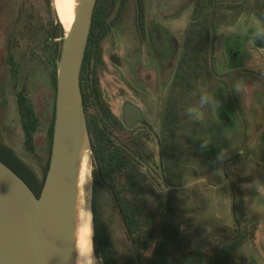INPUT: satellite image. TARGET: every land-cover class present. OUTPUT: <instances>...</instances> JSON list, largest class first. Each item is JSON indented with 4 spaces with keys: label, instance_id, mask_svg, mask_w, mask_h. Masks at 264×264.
I'll use <instances>...</instances> for the list:
<instances>
[{
    "label": "trees",
    "instance_id": "1",
    "mask_svg": "<svg viewBox=\"0 0 264 264\" xmlns=\"http://www.w3.org/2000/svg\"><path fill=\"white\" fill-rule=\"evenodd\" d=\"M258 1V0H256ZM0 0V64L10 74L20 115L24 143L36 153L41 119L30 94V73H47L52 89V116L47 129L42 179L9 146L0 142V161L12 169L40 198L48 174L53 143L57 71L65 30L52 0ZM40 2V3H41ZM137 20L144 27L143 0H135ZM249 0H190L192 8L186 39L168 89L158 135L160 159L150 146L151 133L129 130L113 113L101 88L104 66L102 43L112 31L113 15L124 0H98L81 75L83 107L94 162L92 208L93 247L99 264H249L246 248L257 243L258 223L247 212L242 189L247 179L230 181L231 216L226 224L202 223L190 209L183 173V136L187 107L195 94L202 97L216 73L218 31L252 9ZM35 75V73H34ZM184 163V164H183ZM190 194V193H189ZM187 198V200H186ZM112 208L122 225L126 245L113 239Z\"/></svg>",
    "mask_w": 264,
    "mask_h": 264
},
{
    "label": "rangeland",
    "instance_id": "2",
    "mask_svg": "<svg viewBox=\"0 0 264 264\" xmlns=\"http://www.w3.org/2000/svg\"><path fill=\"white\" fill-rule=\"evenodd\" d=\"M189 1L143 0L145 24L139 29L135 0H124L123 6L116 8L112 31L102 43L104 66L100 80L104 99L120 119L126 102L138 104L145 110L148 125L156 136L192 16L191 6L181 11ZM40 2L37 3L39 16L45 19L46 11ZM247 7L252 9L249 13L218 31L216 61L219 75L202 90L206 102L195 94L187 107L188 125L183 131L187 156L182 155L184 171L174 182L185 183L191 189L184 195L190 196L189 206L198 220L208 225H220L228 223L231 216L229 178L233 182L249 180L242 189L248 215L259 228L256 246L246 248L244 253L249 264H264V0H249ZM240 39L245 41L246 48L240 58L232 61L227 48ZM29 80L30 96L41 119V128L36 135L37 155H31L25 148L15 91L8 69L1 64L0 142L12 148L42 178L46 132L52 116V89L47 73L42 70L32 71ZM150 146L156 161L159 160L156 137L151 138ZM87 154L79 202L89 211L93 239L94 162L90 146ZM107 209L112 216L116 246L124 248L126 237L122 225L112 208ZM92 255L95 264H99L94 247Z\"/></svg>",
    "mask_w": 264,
    "mask_h": 264
},
{
    "label": "water",
    "instance_id": "3",
    "mask_svg": "<svg viewBox=\"0 0 264 264\" xmlns=\"http://www.w3.org/2000/svg\"><path fill=\"white\" fill-rule=\"evenodd\" d=\"M97 2L80 0L71 29L64 28L51 158L40 198L0 161V264L76 262L75 213L80 203L82 148L90 146L81 75ZM123 114L129 129L144 122L133 104H125Z\"/></svg>",
    "mask_w": 264,
    "mask_h": 264
},
{
    "label": "bare ground",
    "instance_id": "4",
    "mask_svg": "<svg viewBox=\"0 0 264 264\" xmlns=\"http://www.w3.org/2000/svg\"><path fill=\"white\" fill-rule=\"evenodd\" d=\"M80 0H53L54 9L56 14L63 24L65 30L69 32L71 26L75 20L78 5ZM88 147L82 148V168H81V180L82 176H86ZM81 183V182H80ZM83 183V182H82ZM82 188V187H81ZM86 206L83 203H79L78 209L75 213V237H74V252L76 257L75 264H80L82 259V249L89 248L93 253V239L91 231L90 215ZM86 264V258H84Z\"/></svg>",
    "mask_w": 264,
    "mask_h": 264
},
{
    "label": "flooded vegetation",
    "instance_id": "5",
    "mask_svg": "<svg viewBox=\"0 0 264 264\" xmlns=\"http://www.w3.org/2000/svg\"><path fill=\"white\" fill-rule=\"evenodd\" d=\"M139 29H142V28L139 26ZM142 38L146 39V36L143 35ZM255 38L258 39L257 36ZM245 48H246L245 41L243 39H240V40H237V41L233 42L232 44H230L228 46V48H227L228 52L227 53H228L229 57L231 58V60L232 61H235V60H237L238 58H240L243 55ZM216 68H217V61H216ZM216 75H219V73L217 72V70H216V73H214V76H216ZM127 103L133 104L134 106H136L141 111V113L143 115V118H144V122L137 123L131 129H129L127 127L126 128L129 129V130H134V129H137V128H139V127L142 126V127L146 128L147 132H150L151 133V135H152L151 138L156 137L158 139V135L156 136L152 132V128L148 125V118H147V114H146L145 110L142 107H140L138 104H135V103H132V102H126V104ZM241 115H242V112H240L239 116H241ZM123 116H124V114H123ZM242 116L240 117V119L243 122L244 120H243V117ZM163 117H164V112H163V115H162V120H163ZM223 117L224 116H222V118ZM118 119H119V121H121L124 124L123 117H122V119H120V118H118ZM161 124H162V121H161ZM160 128H161V125H160ZM159 133H160V131H159Z\"/></svg>",
    "mask_w": 264,
    "mask_h": 264
},
{
    "label": "clouds",
    "instance_id": "6",
    "mask_svg": "<svg viewBox=\"0 0 264 264\" xmlns=\"http://www.w3.org/2000/svg\"><path fill=\"white\" fill-rule=\"evenodd\" d=\"M206 97H201L202 102H206ZM190 112H193L194 109H189ZM81 261L80 264H85L84 258H86V264H95V257L92 255V252L89 248L82 249L81 251Z\"/></svg>",
    "mask_w": 264,
    "mask_h": 264
}]
</instances>
